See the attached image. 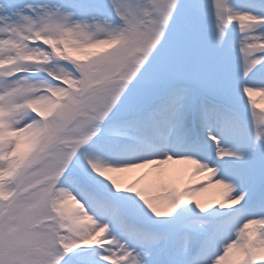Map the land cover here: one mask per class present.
<instances>
[{"label": "snow or ice", "instance_id": "6c2138e0", "mask_svg": "<svg viewBox=\"0 0 264 264\" xmlns=\"http://www.w3.org/2000/svg\"><path fill=\"white\" fill-rule=\"evenodd\" d=\"M0 264H264V0H0Z\"/></svg>", "mask_w": 264, "mask_h": 264}, {"label": "bare ground", "instance_id": "6f19581e", "mask_svg": "<svg viewBox=\"0 0 264 264\" xmlns=\"http://www.w3.org/2000/svg\"><path fill=\"white\" fill-rule=\"evenodd\" d=\"M147 171V170H145ZM132 177L138 176L140 175V173H129L126 174ZM151 176H155V173H151ZM200 179V178H198ZM219 189L214 188V187H210L206 192H202L197 199L201 200V202H208L210 200L216 199L219 196Z\"/></svg>", "mask_w": 264, "mask_h": 264}]
</instances>
